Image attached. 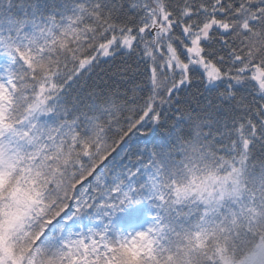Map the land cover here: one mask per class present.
<instances>
[{
  "label": "snow or ice",
  "instance_id": "snow-or-ice-1",
  "mask_svg": "<svg viewBox=\"0 0 264 264\" xmlns=\"http://www.w3.org/2000/svg\"><path fill=\"white\" fill-rule=\"evenodd\" d=\"M0 264H264V0H0Z\"/></svg>",
  "mask_w": 264,
  "mask_h": 264
}]
</instances>
